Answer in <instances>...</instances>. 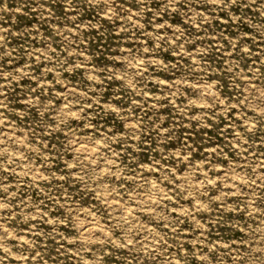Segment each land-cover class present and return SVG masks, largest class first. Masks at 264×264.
Returning <instances> with one entry per match:
<instances>
[{"label": "rangeland", "instance_id": "374dc122", "mask_svg": "<svg viewBox=\"0 0 264 264\" xmlns=\"http://www.w3.org/2000/svg\"><path fill=\"white\" fill-rule=\"evenodd\" d=\"M0 264H264V0H0Z\"/></svg>", "mask_w": 264, "mask_h": 264}, {"label": "bare ground", "instance_id": "6f19581e", "mask_svg": "<svg viewBox=\"0 0 264 264\" xmlns=\"http://www.w3.org/2000/svg\"><path fill=\"white\" fill-rule=\"evenodd\" d=\"M84 142V141H83ZM82 142V143H83ZM80 143H81V141H80ZM79 144V143H78ZM86 144V143H85ZM78 146V145H77ZM83 146H85V145H83ZM82 146V147H83ZM86 146H88V145H86ZM90 148H92V147H90ZM92 150H94L93 148H92ZM88 224V223H87ZM96 226V225H95ZM94 227L92 226V225H90V224H88L86 227H84V230L86 231V232H89V231H91V230H94L93 229ZM85 231H83V232H85ZM99 232V231H98ZM89 233H91V232H89Z\"/></svg>", "mask_w": 264, "mask_h": 264}]
</instances>
